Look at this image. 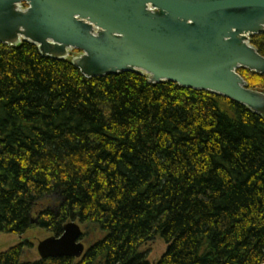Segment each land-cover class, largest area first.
Segmentation results:
<instances>
[{"label":"trees","instance_id":"16d2710c","mask_svg":"<svg viewBox=\"0 0 264 264\" xmlns=\"http://www.w3.org/2000/svg\"><path fill=\"white\" fill-rule=\"evenodd\" d=\"M250 43L264 57V35ZM238 73L264 92V75ZM71 222L82 259L30 260L23 243L0 264H150L156 239L157 264H264V117L0 44V235L58 238Z\"/></svg>","mask_w":264,"mask_h":264},{"label":"water","instance_id":"95a60500","mask_svg":"<svg viewBox=\"0 0 264 264\" xmlns=\"http://www.w3.org/2000/svg\"><path fill=\"white\" fill-rule=\"evenodd\" d=\"M255 35H264V0H0V44L29 42L55 60L78 51L71 63L86 78L133 73L264 117V92L238 73L264 75ZM82 236L80 225L68 223L61 237L39 243L40 259H82Z\"/></svg>","mask_w":264,"mask_h":264},{"label":"rangeland","instance_id":"374dc122","mask_svg":"<svg viewBox=\"0 0 264 264\" xmlns=\"http://www.w3.org/2000/svg\"><path fill=\"white\" fill-rule=\"evenodd\" d=\"M79 55L80 54L78 53V51H72L70 55V60H72V58H75ZM77 224L80 225L79 223ZM51 237H55V236H53L48 231H42L38 229L29 231L23 236L2 234L0 235V254L6 253L10 249L15 248L23 243H28L31 246V247H27L26 250L28 259L39 260L40 256L37 251L39 243ZM166 250H167V245L161 239H156L154 242L148 244L145 247V251L149 254L150 264H157L165 254Z\"/></svg>","mask_w":264,"mask_h":264}]
</instances>
